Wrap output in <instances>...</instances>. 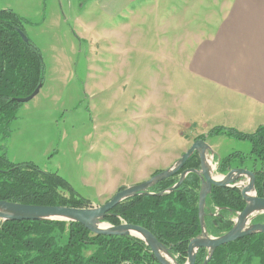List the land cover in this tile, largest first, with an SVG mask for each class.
Wrapping results in <instances>:
<instances>
[{
  "label": "rangeland",
  "instance_id": "obj_1",
  "mask_svg": "<svg viewBox=\"0 0 264 264\" xmlns=\"http://www.w3.org/2000/svg\"><path fill=\"white\" fill-rule=\"evenodd\" d=\"M159 1L139 0L136 8L127 0H0V9L21 17L43 64L38 93L18 103L1 143L10 162L56 172L88 207H96L121 184L148 179L154 170L140 171L144 159L147 165L171 166L167 158H179L195 135L207 137L219 157L249 154L247 141L207 135L225 126L222 115L209 116L217 102L212 89L187 69L188 40L200 20H183L180 43L173 27L182 3L191 15L192 0ZM163 18L171 27H164ZM250 162L245 159L243 166ZM240 165L234 159L229 167ZM212 171L226 174L215 163ZM65 239L66 232L60 242ZM94 250L88 247L83 255Z\"/></svg>",
  "mask_w": 264,
  "mask_h": 264
},
{
  "label": "trees",
  "instance_id": "obj_2",
  "mask_svg": "<svg viewBox=\"0 0 264 264\" xmlns=\"http://www.w3.org/2000/svg\"><path fill=\"white\" fill-rule=\"evenodd\" d=\"M21 22V17L11 9H0V200L88 207L89 201L77 197L70 184L56 172L43 171L29 161L10 162L1 145L9 136V123L16 117L18 103L13 98L29 95L42 82L43 64L37 47L30 40L23 42L15 30L19 28L24 32ZM207 135H225L250 143L247 155L262 165L261 171L255 170L256 193L264 197V126L251 133L216 126ZM206 138L202 135L194 140L205 141ZM234 159L243 162L245 157L234 153L217 158V171L226 173ZM198 167L199 161L194 153L178 173L150 187L148 191L152 195L138 194L123 200L103 222L118 225L122 219L127 224L146 228L170 249L178 264H184L188 241L200 233L197 212L199 177L188 173L173 191L160 196L155 193L174 185L182 170ZM244 204L237 190L212 187L205 204L204 222L208 235L217 237L228 231L234 213L241 211ZM215 207L222 209L212 215ZM255 222L264 223V213L256 216ZM65 232L66 239L60 242ZM263 239V234L256 233L219 246L207 264H235L239 260L252 264L255 258L257 264H264ZM88 247H95V250L85 257L83 251ZM206 255L205 249H199L195 264H202ZM123 260H130L133 264H157L149 248L136 237L96 235L77 222L0 220V264H117Z\"/></svg>",
  "mask_w": 264,
  "mask_h": 264
},
{
  "label": "crops",
  "instance_id": "obj_3",
  "mask_svg": "<svg viewBox=\"0 0 264 264\" xmlns=\"http://www.w3.org/2000/svg\"><path fill=\"white\" fill-rule=\"evenodd\" d=\"M127 1L138 4L139 0ZM153 1L160 3L159 0H149V3L156 4ZM189 4L191 15L184 14L188 11V3H182L173 27L179 30L180 43L183 20L188 17L190 22L195 18L200 20L188 40L192 46L187 56V69L194 78L207 84L209 91L212 89V98L217 102L213 104L216 109L209 114L210 118L222 115V126L245 133L264 126V0H192ZM141 5L148 8L145 2ZM160 22L164 27H171L166 18ZM208 141L205 140L213 155L222 158ZM175 156L168 157L167 161L175 162L178 159ZM151 169L163 170L159 163L149 165L148 162L147 165L144 159L140 171ZM252 264H257L256 258Z\"/></svg>",
  "mask_w": 264,
  "mask_h": 264
},
{
  "label": "water",
  "instance_id": "obj_4",
  "mask_svg": "<svg viewBox=\"0 0 264 264\" xmlns=\"http://www.w3.org/2000/svg\"><path fill=\"white\" fill-rule=\"evenodd\" d=\"M23 42L29 41L26 34L19 28H15ZM41 83L27 96L16 97L13 100L17 103H24L32 99L39 91ZM197 154L199 168H186L178 175L177 182L171 187L155 195H163L176 189L184 180L188 173H195L200 180L198 191L197 212L200 225L198 236L188 241L186 249V261L184 264H195L196 254L199 249L206 250V257L202 264H207L214 250L235 241L237 239L261 233L264 236V223L254 222V218L264 213V197L256 194L255 172L243 167H234L222 176L213 175L210 157L213 152L210 146L202 139H195L189 148L168 168H165L141 183L124 186L118 189L105 203L96 207H70V206H47L35 204H21L0 200V220L1 221H66L77 222L83 225L89 232L103 236H131L144 242L149 248L151 256L157 264H178L170 249L162 244L149 230L135 225L120 223L111 225L103 222L109 212L123 200L138 194L152 195L148 189L158 182L174 176L184 167L188 159ZM247 177L248 182L240 188V194L244 200V207L241 211L235 212L232 227L221 234L213 237L208 235L205 227L206 197L211 192L212 187H237L239 179ZM221 210L222 208L219 207ZM215 215V214H212ZM264 245V239H263Z\"/></svg>",
  "mask_w": 264,
  "mask_h": 264
},
{
  "label": "flooded vegetation",
  "instance_id": "obj_5",
  "mask_svg": "<svg viewBox=\"0 0 264 264\" xmlns=\"http://www.w3.org/2000/svg\"><path fill=\"white\" fill-rule=\"evenodd\" d=\"M216 157L215 156H213V158L212 157H210V161H211V163H215L216 164V168H218V163H217V158L215 159ZM247 158H250L251 159V162H250V164H249V166H243L244 165V160L245 159H247ZM197 159H198V157H197ZM245 159H243V162H242V165H240V166H234V167H245V168H247V169H249L250 171H252V172H255V186H256V176H257V174H256V172L257 171H261L260 170V167H262V165L260 164V162L259 161H254L253 162V159H252V157H250V156H248V155H246L245 156ZM199 161V160H198ZM253 164H254V166H253ZM234 167H230L228 170H230L231 168H234ZM199 168V167H198ZM264 169V168H263ZM255 170H257V171H255ZM216 171V170H215ZM263 171V170H262ZM264 172V171H263ZM247 182H248V178L247 177H243V178H241V179H239L238 181H237V183H236V186L237 187H232L231 189H235V190H237L239 193H240V188L241 187H243V186H245L246 184H247ZM230 188V187H229ZM257 194V193H256ZM240 196H241V194H240ZM242 198V197H241ZM244 201V200H243ZM216 208V207H215ZM214 208V210H213V214L216 212L215 209ZM235 214V213H234ZM256 218V217H255ZM255 218H254V222H255ZM232 221H233V217H232V219H231ZM233 223V222H232ZM175 257V259H176V256H174ZM186 261V260H185Z\"/></svg>",
  "mask_w": 264,
  "mask_h": 264
},
{
  "label": "built area",
  "instance_id": "obj_6",
  "mask_svg": "<svg viewBox=\"0 0 264 264\" xmlns=\"http://www.w3.org/2000/svg\"><path fill=\"white\" fill-rule=\"evenodd\" d=\"M216 210V212L215 213H217V212H219L220 211V209H219V207H216L215 208ZM122 223H125V222H122ZM117 264H133L130 260H123V261H120L119 263H117Z\"/></svg>",
  "mask_w": 264,
  "mask_h": 264
}]
</instances>
